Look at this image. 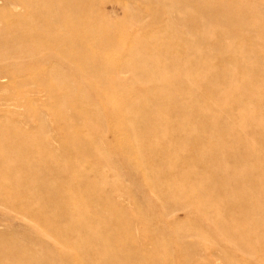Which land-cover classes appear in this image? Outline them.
<instances>
[{
  "label": "rangeland",
  "instance_id": "1",
  "mask_svg": "<svg viewBox=\"0 0 264 264\" xmlns=\"http://www.w3.org/2000/svg\"><path fill=\"white\" fill-rule=\"evenodd\" d=\"M21 1L25 6L20 10L22 20L18 29L23 34L37 31L39 35L32 37L37 43L57 36L50 19L55 8H62L68 11V16L60 27L74 30L73 44L67 41L63 54L58 49L30 48V42L18 41L12 34L0 40L3 50L0 69L22 70L16 82L0 81V142L6 140L2 126L9 123L44 141L47 151L39 157L54 156L57 164L69 167L62 176L65 181L60 194L70 197L79 207L68 208L66 212L72 215L79 212V222L83 218L86 229L97 232L101 239L114 237L134 253L119 264H205L200 254L208 249L216 250L217 246L226 248L230 255L214 259L211 264H257L258 260L250 253H234V246L226 241L222 229L245 224L259 227L264 223V193L251 196L254 189L246 179L253 177L257 182L262 181L260 185L264 187L261 175L264 172V36L255 40V44L231 40L226 35L219 39L218 33L224 30L220 22L211 27L209 34H202L201 27L188 32L176 27L175 20L200 18V10L212 8L221 22L246 12L245 17L241 14V19L247 23L255 17L264 19V0H230L229 6L228 0H194L186 9L177 0L164 3L161 0ZM222 1L226 4L219 5L218 10L212 7ZM172 10L169 16L167 12ZM6 23L17 21L7 19ZM229 28L239 31L236 27ZM246 36L257 38L253 33ZM151 38L171 39L178 48L216 47L209 54L200 52L198 57L213 70L201 68L200 64L197 69H184V72L174 69V73L173 69L168 71L169 59L157 54L145 69L125 66L130 62L135 43ZM185 38L187 44H181L179 41ZM79 40L81 48L77 46ZM16 46L33 52L27 56L14 54ZM146 47L140 49L147 51ZM80 51L84 54L82 62L68 58L69 53L77 56ZM243 51L248 57H241ZM96 61L97 69H106L104 75L86 71L87 65ZM52 69L60 71V76H49ZM42 72L47 74L40 80ZM166 81L175 82L174 89L161 87ZM244 83L255 90L250 96L242 93ZM63 85L73 94L65 91ZM146 92L163 93L166 100L151 106L159 111L160 107L162 111L168 102L175 101L176 92L181 93L183 98L177 103L184 106L193 127L187 128L163 111L161 120L167 122L164 130L156 132L151 126L140 127L145 123H141L139 108L146 104L138 103L137 97ZM229 92L236 93L234 99ZM54 95L60 97L57 99ZM56 109L62 111L64 121H55ZM227 112H231L230 116ZM40 128L49 133L41 135ZM221 128L234 137L227 138L220 132ZM179 129L182 133L193 131L196 146H185L176 132ZM221 135L225 137L222 144L228 147L224 153L214 151L216 136ZM34 143V148L41 151L42 146ZM166 145L171 148L169 153H164L166 149L154 151ZM194 150L201 152L195 154ZM230 151L237 154L235 161L226 159ZM248 151L252 157L243 155H248ZM0 153L3 154L1 149ZM27 156L30 160L39 158ZM199 156L209 158L203 161ZM237 173L241 178L228 179ZM20 179L26 180V177ZM52 181L56 186L61 183L54 177ZM166 183L171 189L164 193L158 187L164 189ZM3 184L4 179L0 177V186ZM181 201H186L183 205L186 208L176 213L163 208L174 209L175 202ZM247 218L254 221L247 223ZM0 221V231L8 229L6 234L11 239L0 248L2 251L12 248V256L19 264H36L33 259L51 258H54L53 264H88L72 246L74 235L65 231L62 237L67 242L52 236L62 231V224L50 231L21 214L1 208Z\"/></svg>",
  "mask_w": 264,
  "mask_h": 264
},
{
  "label": "bare ground",
  "instance_id": "2",
  "mask_svg": "<svg viewBox=\"0 0 264 264\" xmlns=\"http://www.w3.org/2000/svg\"><path fill=\"white\" fill-rule=\"evenodd\" d=\"M71 1L73 3L74 2L82 3V0H71ZM164 1L165 0H161L160 3L162 2L164 3ZM177 2L178 4L181 5L182 9H186V8H190L195 1L177 0ZM200 2H203V0H200ZM0 3L2 5L0 6V40H3L5 38V35L12 34L15 38L18 39V41H21L23 43L30 42L31 44L29 46L30 48L37 50H41L45 48H48L49 50L58 49V51L63 54L66 53L64 52V50L67 45V41L73 44L74 30L71 29V31H66L65 29H61L60 27L62 23L67 22L65 20V18L68 16L67 10L62 8H55L51 19L50 17L49 19L51 20L53 31L58 33L57 36L45 38L43 42L37 43L32 39V37H36L39 35L37 31L32 32L30 35H26L23 34L21 30L18 29V26L21 25V20H22V13L20 10L24 8L25 3H23L21 0H0ZM225 4L226 3L222 1L221 4L214 3L212 7L218 10L219 5L224 6ZM227 5L228 6L232 5V1L228 0ZM212 10H213L212 8L206 10L205 9L200 10L199 13L200 18L185 19V20L180 19L177 21L175 20L176 23L175 26L180 27L181 29L182 28L186 29L185 30L186 32L190 31L191 29H196L198 27H201V29L203 30L202 34H209V32H211V27L218 24V22H220L219 24L221 26H224V30L218 33L219 39H222L226 35L231 40L240 39L242 43H246L248 41L250 44H255L256 43L255 40H259V38L264 36V27L258 28V25H264L263 18L255 17L254 19L253 18L249 19L247 23H244L241 19V14L242 16L245 17L246 12H239L236 16H234L232 20L221 22L219 21V19L215 17V14L213 13ZM82 12H83V8L79 9L78 14L80 15L82 14ZM167 13L170 16L173 14V10L168 11ZM7 19H13L14 21H17V23L15 24L6 23ZM260 20H262V22ZM173 23L174 22H171L170 24ZM229 27H236L237 29H239V31L236 30L235 28L230 29ZM247 33H253V35L257 38L249 39L246 36ZM187 41L188 39L185 38V39H181V41L179 42L181 44H187ZM77 43H78L77 44L78 48H81L82 47L81 41L79 40ZM100 44H102V42H100ZM145 45H147L146 48H148V50L142 51V49L140 48ZM215 49L216 47H211V48L201 47L200 49L197 46L178 48L177 44L175 45V43H173L171 39L151 38L147 41H143V42L137 41L135 43L134 52L129 57L130 62L127 65L125 64V66H128V68L130 69H145V67L151 66V64L153 63L151 60L154 57V55L157 54L161 57L169 59L170 66L168 68V71H170L169 69H173V70L178 69L179 72H184L183 71L184 69H197V67L200 66V64H201V68L209 67V69L206 70L211 71L213 70L210 68L211 66L206 65V63H201V61L198 60V57L200 56L199 54L200 52L201 53L205 52L209 54L210 52L212 53L213 50ZM32 52L33 51H30V49H26L20 46H16L12 51V53L14 54H18V55L21 54L24 56L31 55ZM71 54L72 53H69V57H68L69 59L72 58L77 60L78 62H82L84 59V54L81 51L77 54V56ZM2 55H3V50L0 49V58H2ZM51 55L56 57L54 53H51ZM65 55L67 56V54ZM241 57L242 58L248 57V53L243 51ZM91 58L93 59L94 56L91 55ZM97 63L98 62L96 61L95 63H91L87 65L86 71L92 72L93 74L104 75L106 73V69H97L96 66L98 65ZM182 63H186L185 66H183ZM156 66H158L157 63ZM21 72L22 70L20 69H0V81L16 82V79L18 78V73ZM46 74L47 73H43V72L39 73L38 79L41 80L42 75H46ZM48 75L53 78L58 77L60 76V71L56 69H52L48 73ZM161 77L164 78L163 76ZM142 81L144 82V79ZM174 84L175 82L166 81L161 85V87L167 89L169 88L174 89L175 86ZM65 86L66 85H63V88ZM243 90L244 91L242 93L249 94V96L251 95L250 93L255 91L253 88L247 87L245 83L243 84ZM65 91L69 92L70 94H73V91H71L69 87H65ZM162 94L163 93L160 94L156 93L152 95L146 92L143 95L137 97L138 103L139 101H141L146 104L142 108H139L140 109L139 117L141 119V123H145V125L139 123L140 127L145 128L147 126H151L156 130V132L164 130L165 127H167V122L165 120L164 121L161 120L163 119V115L160 114L162 113V111L164 115L167 116L171 115L177 121L184 123L187 128L190 129L191 127H193L191 118L184 110V106L180 104L181 106L180 107L179 104L177 103V100L183 98L181 93L176 92L175 101L168 102V104L164 106V109L162 111H161V107H160V111L151 107L166 100L165 96ZM235 94L236 93L234 92H229V96H232L233 99L236 96ZM54 96L57 99L60 97L56 95ZM215 99H217V96L215 97ZM220 99H218L219 104H220ZM126 114L129 115V113ZM227 114L228 116H230L231 112H227ZM54 118L55 121H57V123L61 120L62 121L65 120L62 111L61 110L57 111V109L54 113ZM217 118L218 117L215 116V119ZM4 129H5V133H4ZM60 130L62 129L60 128ZM176 132L180 133V136L185 142V146L187 147L188 145L196 146L195 141L197 137L193 136V131L191 133L190 131L189 132L183 131L182 133L181 129H179ZM220 132L224 133V135H226L227 138L234 137L230 133L226 134L223 128H221ZM2 133H4V136L6 137L5 141H3L2 139L0 142V149L3 151V154L0 153V177L4 179L3 186H0V208L2 210L12 211V212L14 211L15 213L21 214L24 217L35 221L37 225L48 228L50 231L53 230L55 225H61V224L64 225L60 233H53L52 236L55 237V239H58L63 242H67V239L62 237L65 231H68L69 233H71V235H74L75 238L74 240H72L73 241L72 246L75 252L82 257V258L81 257L78 258L84 259L85 261L88 262V264H119V262H121L122 260L133 257L134 253L130 251V248H128L124 244L118 243L119 241H117V239H115L114 237L110 236L107 239H101L98 236L97 232L86 229L82 225L84 219L82 218V222L81 223L79 222L81 218L79 212H76V215H72L71 212L70 213L66 212L68 208L79 207L77 203L73 201L70 197H66L60 194L62 191L61 184L65 181V179H63L62 176L67 174L69 167L68 166L62 167L61 165L57 164L54 156L44 159L39 157L40 154L45 155L47 151L46 148L44 147L45 143L41 138L39 140H36L37 138L35 139L33 137L34 135L30 133H26L25 131L23 132V130L21 128H18L15 123H9L3 125ZM48 133L49 131L46 132L45 130L41 129V135L44 136L45 134ZM191 137L192 139L189 141V138ZM216 137H217V142L214 151L224 153L225 150H228L227 145L226 144L224 145L221 142L225 137L222 135ZM34 141L37 142V145L42 146L41 151L34 148L35 146ZM170 150L171 148L168 145L154 149L156 153L160 151L162 152L165 151L164 153H169ZM244 151L245 150H242V152ZM145 152L148 153V151ZM194 152L195 154H200L201 151L198 152L197 150H194ZM235 152L241 154V152L239 151H235ZM28 154L39 157L37 159L38 161L33 159L30 160V158H28L27 156ZM23 155L26 157L25 159L22 158ZM243 155L247 157V156H251V153L248 151V155L247 153H243ZM236 157L237 154L230 151L229 154H227L226 159L230 162L231 160L235 161ZM206 158L209 157L206 156L202 158L201 156H199V159L203 161ZM150 162L154 163L153 160ZM135 166L140 167L139 163H136ZM144 167L145 166L141 168ZM184 173H187V169L184 171ZM261 175L263 177L264 172H262ZM21 176L26 177V180L25 179L21 180L20 179ZM53 177L61 181L59 186L53 185L54 184V182L52 181ZM229 178H241V176L240 174L237 173L235 175L232 174V176L229 175L228 179ZM246 179L249 180V183L252 184L251 186L254 189V193L251 196H255V195L260 196L262 193H264V187L260 185L262 184L261 183L262 181L257 182L253 177H247ZM222 180H224V177H222ZM167 185L168 184L166 183L164 189L163 187H158V188H160V190L165 193V190L170 191L171 189ZM218 192L220 191L218 190ZM178 196L180 197V195ZM186 201H181L178 204L177 202H175L174 209L173 208L166 209L164 206L163 208L165 211H171V213H176L177 211L184 209L185 206L183 207V205H185ZM166 203H168V201H166ZM167 207H169V205ZM231 208H233V205L231 206ZM237 210L239 211V209ZM89 219L90 218H88V220ZM253 221H254L253 218H247L245 220V222L247 223H251ZM245 225H243L242 227L236 226V228H231V229L228 228L222 229L225 231V233L222 232V234L226 238V241H228L229 243H231L232 246H234L233 247L234 253H237L238 251L243 254L250 253V255L253 256L254 260H258L256 262L257 264H264V232H263L264 223L259 227L256 226L255 224H245ZM8 231H9L8 229L0 231V245H4L5 241L7 243L10 242L11 239L9 235L6 234ZM48 236L51 237V235ZM10 250L12 251V248ZM10 250H8L9 252L2 251L0 248V264H3L2 263L3 261H6L7 263H11V264H19V261L13 258L12 252ZM60 254H58V256ZM105 255H107V257H105ZM223 255L225 257L226 256L229 257L230 253L226 252V248H221L220 246H217L216 250H212V249L205 250L203 253L200 254V258L205 261V264H211L214 259H221L222 258L221 256ZM33 261L36 264H49V263L53 264L54 258H51L48 261H40V260L36 261V259H33Z\"/></svg>",
  "mask_w": 264,
  "mask_h": 264
}]
</instances>
